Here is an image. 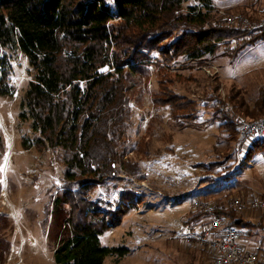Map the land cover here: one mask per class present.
<instances>
[{"label":"rangeland","instance_id":"obj_1","mask_svg":"<svg viewBox=\"0 0 264 264\" xmlns=\"http://www.w3.org/2000/svg\"><path fill=\"white\" fill-rule=\"evenodd\" d=\"M193 4L195 0H188L186 6ZM238 14L261 20L264 0L214 1L215 17L226 20ZM2 52L0 264H55L57 245L72 235L71 207L63 186L65 166L58 151L39 149L32 122L20 119L34 76L29 58L19 50ZM152 55L157 62L149 65V74L130 94L132 125L122 135L124 160H138L141 171L128 176L119 164L120 178L112 181L117 186L111 193L104 187L92 193L93 200L112 207L121 191L133 185L143 197L120 223L100 236L105 246L129 249L122 257L107 256L104 264H212L207 248L185 241L196 203L231 208L234 198L264 200V149L246 159L252 141L240 149L221 127L218 113L224 108L243 123L255 119L245 111L264 90V40L248 46L237 58L217 55L207 56L204 62L187 57L167 61L159 51ZM4 70L7 77L1 81ZM165 84L180 94L179 111L159 100ZM242 214L264 224V209L248 208ZM258 234V239L264 237V231Z\"/></svg>","mask_w":264,"mask_h":264},{"label":"trees","instance_id":"obj_2","mask_svg":"<svg viewBox=\"0 0 264 264\" xmlns=\"http://www.w3.org/2000/svg\"><path fill=\"white\" fill-rule=\"evenodd\" d=\"M214 1L195 0L186 6L188 0H0L1 63L3 50H19L34 71L20 119L32 122L39 149L58 151L65 166L72 235L57 245L55 264H104L107 256L129 252L125 246L103 245L100 236L143 201L140 191L134 185L124 188L116 207L93 200L92 193L98 187L111 193L117 186L112 181L120 178L119 164L128 176L141 171L138 160H124L122 135L132 125L130 94L157 62L152 54L159 51L167 61L237 58L264 40V26L230 25L215 17ZM5 70L1 81L7 77ZM164 86L159 100L179 111L180 94ZM259 94L245 111L255 119L264 117V90ZM218 113L228 138L241 149L246 141L239 139L240 117L224 108ZM3 149L0 135V154ZM259 149H264L263 138L252 140L245 158ZM195 210L188 219L195 229L198 220H206L205 227L219 215L241 235V229L264 231L263 222L254 223L234 207L208 204Z\"/></svg>","mask_w":264,"mask_h":264},{"label":"built area","instance_id":"obj_3","mask_svg":"<svg viewBox=\"0 0 264 264\" xmlns=\"http://www.w3.org/2000/svg\"><path fill=\"white\" fill-rule=\"evenodd\" d=\"M226 21L253 29L264 26V16L261 20L253 23L243 14L228 16ZM239 138L244 141H252L256 138L264 139V117H257L242 123ZM231 206L239 212H245L248 208L259 210L264 209V200L253 198L246 202L242 198H234ZM196 207L202 208L203 204L196 203ZM240 236L238 228L226 225L223 216L215 215L211 223L202 229H195L192 225H187L185 241L187 245L207 248L213 255L212 264H264V259L259 253L243 250L239 242Z\"/></svg>","mask_w":264,"mask_h":264},{"label":"crops","instance_id":"obj_4","mask_svg":"<svg viewBox=\"0 0 264 264\" xmlns=\"http://www.w3.org/2000/svg\"><path fill=\"white\" fill-rule=\"evenodd\" d=\"M247 217L249 218V220H253L251 217H249L247 215ZM206 220L202 219V220H198L197 224H196V228L197 229H202L204 228L203 222H205ZM245 233L243 232V234L240 236V239L242 236L246 237L244 241H241L240 239V244L241 247L243 248V250L248 251V252H257L259 253L262 258L264 259V237H262V239H258V231H260L258 228H255L254 230L248 231L247 229H244ZM263 231V230H262ZM247 234V235H246ZM209 253V258L210 261H212L213 255L212 253L207 249V254ZM212 257V258H211Z\"/></svg>","mask_w":264,"mask_h":264}]
</instances>
